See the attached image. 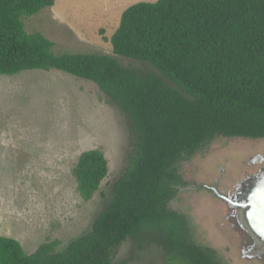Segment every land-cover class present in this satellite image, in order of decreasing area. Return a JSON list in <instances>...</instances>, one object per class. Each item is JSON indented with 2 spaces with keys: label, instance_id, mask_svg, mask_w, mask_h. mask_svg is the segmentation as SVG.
<instances>
[{
  "label": "trees",
  "instance_id": "obj_1",
  "mask_svg": "<svg viewBox=\"0 0 264 264\" xmlns=\"http://www.w3.org/2000/svg\"><path fill=\"white\" fill-rule=\"evenodd\" d=\"M54 3L0 0V75L56 69L97 83L125 113L132 146L86 233L60 251L48 240L31 253L0 234V264H125L114 258L127 238L155 240L172 264H224L193 241L169 201L184 183L176 164L213 138L264 137V0L131 4L110 42L114 54L150 63L148 72L101 52L55 53L53 41L24 22ZM72 174L90 199L108 174L104 153L82 151Z\"/></svg>",
  "mask_w": 264,
  "mask_h": 264
},
{
  "label": "rangeland",
  "instance_id": "obj_2",
  "mask_svg": "<svg viewBox=\"0 0 264 264\" xmlns=\"http://www.w3.org/2000/svg\"><path fill=\"white\" fill-rule=\"evenodd\" d=\"M139 1L156 0H55L25 16V28L51 39L55 53L101 52L124 66L154 71L148 62L114 54L110 42L122 12ZM211 141L176 164L183 178L209 182L218 177L225 189L253 169L249 157H264V139ZM131 146L125 113L97 83L56 69L0 75V234L19 240L27 253L48 240L58 241L56 250L64 249L91 228L107 204L110 184L123 171ZM91 148L104 153L108 174L85 199L72 168L80 153ZM180 199L177 204L184 209L175 211L190 218L194 242L213 247L224 264H253L240 254L220 203L184 204ZM170 201L172 209L177 206ZM121 261L172 264L164 248L149 238L139 244L127 238L114 258Z\"/></svg>",
  "mask_w": 264,
  "mask_h": 264
},
{
  "label": "flooded vegetation",
  "instance_id": "obj_3",
  "mask_svg": "<svg viewBox=\"0 0 264 264\" xmlns=\"http://www.w3.org/2000/svg\"><path fill=\"white\" fill-rule=\"evenodd\" d=\"M254 160V157H250V161L255 162ZM257 165H260L259 161L257 164L255 163V166ZM251 171L252 170H245L244 177L241 180L227 183L225 189L221 187L218 177H215L213 181L209 182L196 181L197 179L195 178L190 179L185 177L183 178L184 183L180 186L176 196L178 200L181 198L188 203L193 201L194 203L198 204L200 200L216 201L220 203L223 206V217L228 221V224L233 231V235L238 238V246L242 257H244L246 260H249L253 264H264V258L262 257V254L264 253V242L259 240L256 236H254V239L251 242L240 229L239 224L236 223L237 219L241 226H245L249 230L244 218V208L236 206L235 202H239L242 199L243 194L240 192L241 183L246 177L250 176ZM185 217L189 221L188 224H190V218L186 215ZM189 226L191 228V224ZM200 245L203 244L200 243ZM206 246H208V244H206Z\"/></svg>",
  "mask_w": 264,
  "mask_h": 264
},
{
  "label": "water",
  "instance_id": "obj_4",
  "mask_svg": "<svg viewBox=\"0 0 264 264\" xmlns=\"http://www.w3.org/2000/svg\"><path fill=\"white\" fill-rule=\"evenodd\" d=\"M259 140H263L264 137L258 138ZM255 138H245V137H228V136H219L214 138L212 142L215 143L217 140L219 142L224 141H237L242 140L244 142L255 143L257 142ZM253 157V156H252ZM255 158V162L250 161V157L248 161L250 163L260 162V165L254 166L251 169L250 176L246 177L245 180L241 183L240 192H242L243 197L239 202H235V205L241 208H244V218L249 230L244 226H241L240 222L236 219V223L239 224L240 229L246 235V237L252 242L254 236H256L259 240L264 242V157L261 155H257ZM244 177V173L242 177L236 181L241 180ZM177 196L173 198L170 203L175 204L177 206H173L174 210L184 209L182 206L177 204ZM230 199V198H228ZM182 201V200H180ZM184 204H187L185 200H183ZM180 207V208H179ZM185 207H188L187 205ZM264 258V253L262 254Z\"/></svg>",
  "mask_w": 264,
  "mask_h": 264
}]
</instances>
